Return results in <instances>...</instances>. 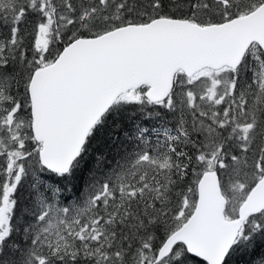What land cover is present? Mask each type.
Masks as SVG:
<instances>
[{
    "label": "snow or ice",
    "instance_id": "6c2138e0",
    "mask_svg": "<svg viewBox=\"0 0 264 264\" xmlns=\"http://www.w3.org/2000/svg\"><path fill=\"white\" fill-rule=\"evenodd\" d=\"M0 264H264V0H0Z\"/></svg>",
    "mask_w": 264,
    "mask_h": 264
}]
</instances>
